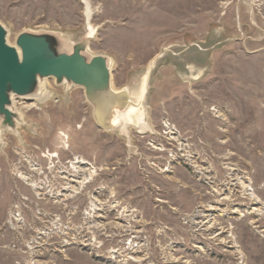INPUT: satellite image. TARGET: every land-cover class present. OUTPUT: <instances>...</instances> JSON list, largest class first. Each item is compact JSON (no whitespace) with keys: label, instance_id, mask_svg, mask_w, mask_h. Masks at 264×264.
<instances>
[{"label":"rangeland","instance_id":"1","mask_svg":"<svg viewBox=\"0 0 264 264\" xmlns=\"http://www.w3.org/2000/svg\"><path fill=\"white\" fill-rule=\"evenodd\" d=\"M0 25L11 46L94 28L118 91L165 53L145 134L105 131L55 79L45 106L13 99L34 132L0 143V264H264V0H0Z\"/></svg>","mask_w":264,"mask_h":264},{"label":"water","instance_id":"2","mask_svg":"<svg viewBox=\"0 0 264 264\" xmlns=\"http://www.w3.org/2000/svg\"><path fill=\"white\" fill-rule=\"evenodd\" d=\"M91 31L81 43L70 45L56 34L28 32L11 46L6 29L0 25V132L7 128L15 131L17 123L22 122L13 99L34 98L41 82L47 79H55L58 86L66 83L83 88L96 121L102 120L97 122L105 131L111 128L115 112L136 104L133 97L137 87L115 93L108 57L89 52L88 42L94 35ZM160 56L159 60L163 54ZM158 62L148 73V87ZM146 101L145 97L139 105L146 109Z\"/></svg>","mask_w":264,"mask_h":264},{"label":"bare ground","instance_id":"3","mask_svg":"<svg viewBox=\"0 0 264 264\" xmlns=\"http://www.w3.org/2000/svg\"><path fill=\"white\" fill-rule=\"evenodd\" d=\"M92 14H93V12L90 9V7H87L85 12H84V15H85V17L87 19L88 24L91 23ZM90 27H91V25H90ZM93 32L95 33V29L94 28L92 29L91 33H93ZM19 52H20V50H19ZM167 52H170V50H166V53ZM164 55H165V53H163V56ZM186 55H184V56H186ZM160 57H158L154 61H152V64L150 65V67L148 69V72L152 69L153 65H155L156 62H158ZM183 60H185V59H183ZM191 64L192 63H188L187 66H188V69H190L191 73L194 74V76L192 77L191 75H188V77H186V75L184 76V74H182L181 76L182 77L184 76L185 79H191V78L198 79V78H200L203 75V73H204L203 72L204 69H198V68H196L195 66H193ZM148 72L145 73V75L140 80L138 86H136L137 90H136V92H134V97H133V93H132L133 101L136 104L135 105H132V104L129 105L130 107L128 109L124 110V111L115 112V116L113 118V122H112V124L110 126L111 128H109V130L107 132L116 133V134H118V135H120V136H122V137H124L126 139L129 137V135L131 134L132 131H136V132H138L140 134H142V133L145 134V133L150 132L149 129H150L151 126H150L149 121H148L149 120L148 119L149 118L148 117V113H147L145 108H142L139 105V103L141 101H143L145 99V97L147 98V93H148V90H149V87H148V80H149ZM49 85L50 84H49V80L48 79L45 80L44 82H41L39 90H38V93L34 97L35 100H36V103H35L36 105H39L41 107L45 106V105H47L50 102L51 98L54 96L51 93L50 89H49ZM64 85H66V83L62 84L61 87L64 86ZM113 90H114L115 93H119L120 91H122V90L118 91L116 89H113ZM18 100L24 101L25 99L24 98H19ZM66 101H68V100H66ZM15 104H17L16 101H15ZM35 104H32V105H35ZM32 108H33V106H30L27 109L31 110ZM34 108H35V106H34ZM16 112L19 113V116H20V119H21L22 122L19 121V123H17L15 131L13 129H10V128L2 130L0 132V143L3 141V139H4L3 137L10 133L11 135H17L18 136V138H17L18 142L20 144H23V142H24L23 138L25 137L26 133L34 132V128H33L34 125L27 124L26 118L24 117L25 115L20 110H17V108H16ZM97 121L101 122L102 120L97 119ZM170 133L172 134L171 131H170ZM171 139L175 140L176 138L172 137ZM5 148H6V146H2V145L0 146V150L2 152L5 150ZM84 164H85V162L77 160L76 162L73 163V168L76 170V172H78L77 170H80V168L77 167V166H80V165L82 166ZM75 167H77V168H75ZM81 172L83 173L82 170H81ZM22 179H25V180L28 181V178H23L22 177ZM90 179L91 178H87L86 182H85V180H83V183H88L89 181H87V180H90ZM67 185H68L67 190H75V191L79 190V188H77V187H73V186L71 187V185L69 183Z\"/></svg>","mask_w":264,"mask_h":264}]
</instances>
